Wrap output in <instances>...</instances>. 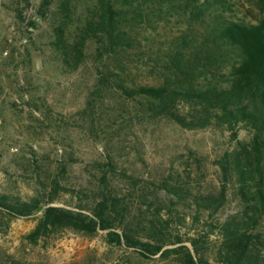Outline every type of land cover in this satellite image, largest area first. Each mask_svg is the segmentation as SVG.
<instances>
[{"label": "rangeland", "instance_id": "rangeland-1", "mask_svg": "<svg viewBox=\"0 0 264 264\" xmlns=\"http://www.w3.org/2000/svg\"><path fill=\"white\" fill-rule=\"evenodd\" d=\"M229 1L237 19L252 23L264 19V1ZM93 6V0H0V197L48 200L42 182L53 193L50 205L85 209L89 214L106 185L112 195L123 199L130 225L155 211L160 203L154 202L155 197L168 203L164 180L169 187L190 185V194L218 190L220 158L232 151L237 140H248L250 130L239 126L234 137L215 125L182 128L150 118L138 105L144 103L141 99L118 100L107 84L102 88L98 83L105 58L101 61L97 56L94 39L86 41L84 58L77 66L65 65L56 29L66 24L64 37L70 42L81 37L79 30ZM161 23L156 35L144 31L140 36L150 40L156 61L163 60L175 37L191 36L183 18ZM130 63L136 82H160L157 68L151 73L134 55ZM54 181L60 186L51 193ZM46 206L28 217L0 214V264H176L172 258L141 259L110 243L107 231L87 235L57 229L32 239ZM237 206L231 194L217 221ZM162 208L163 217H172L167 205ZM207 220L205 216L202 223ZM199 225L189 217L186 224L174 227L187 240ZM216 241V234L210 235V264H218L213 256Z\"/></svg>", "mask_w": 264, "mask_h": 264}, {"label": "trees", "instance_id": "trees-1", "mask_svg": "<svg viewBox=\"0 0 264 264\" xmlns=\"http://www.w3.org/2000/svg\"><path fill=\"white\" fill-rule=\"evenodd\" d=\"M93 2L90 18L79 30L81 37L70 42L64 37L66 24L56 29L60 31L56 34L57 47L65 65L77 66L84 58L86 41L94 39L97 56L101 61L105 58L103 69H98V83L102 88L107 84L118 100L133 103L141 99L144 103L138 105L150 118L182 128L215 125L236 137L238 127L244 126L251 137L237 140L232 151L220 158L218 190L190 194V185L169 187L164 180L168 203L154 196V202H160L155 211L132 225L126 224L123 199L112 195L106 185L101 186L97 197L100 201L89 214L85 209L50 205L54 201L52 192L60 186L57 181L53 182L51 195L48 186L40 182L48 200L34 197L22 202L0 197V214L28 217L47 205L32 239L43 231L57 229L87 235L107 231L110 243L124 246L141 259L172 258L176 264H210L207 243L210 235L216 234V263L264 264V19L258 23L237 19L235 11H230L234 7L229 0ZM172 17L183 18L191 36L175 37L163 60L156 61V53L147 42L150 40L141 38V32L156 35L161 22ZM133 55L151 73L157 68V85L132 79L129 67ZM160 63L162 66L156 67ZM231 194L237 200V209L217 221L216 215L225 208ZM164 205L172 217L162 216ZM205 216L208 220L202 223ZM189 217L201 225L194 237L186 240L175 227L186 224Z\"/></svg>", "mask_w": 264, "mask_h": 264}]
</instances>
